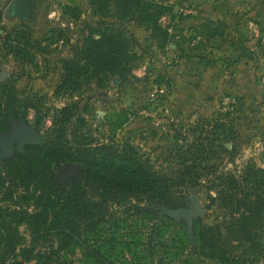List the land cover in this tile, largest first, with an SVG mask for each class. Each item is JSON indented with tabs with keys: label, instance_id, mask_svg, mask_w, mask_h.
<instances>
[{
	"label": "rangeland",
	"instance_id": "obj_1",
	"mask_svg": "<svg viewBox=\"0 0 264 264\" xmlns=\"http://www.w3.org/2000/svg\"><path fill=\"white\" fill-rule=\"evenodd\" d=\"M13 1L0 0V67L8 70L22 114L0 136L11 137L22 123L35 127L41 139L56 134L62 108L71 105L75 114L65 135L72 144L133 149L160 172L179 171L184 159L191 167L195 158L198 165L188 184L200 192L188 194L179 207L160 210L156 219L130 211L113 215L116 209L111 208L104 223L109 242L102 249L108 251V263L86 255L81 247L65 250L60 228H52L40 245L31 244L28 223L8 218L0 234L17 246L14 251L2 246L0 263L35 264L32 253L40 250L46 264H150L151 259L224 264L202 253L198 231L230 218L229 207L209 197L224 187L222 177L253 172L254 178L240 181L241 189L252 193V201L257 195L264 200V0H139L157 6L156 28L142 8L130 11L120 0H37L26 21L10 17ZM117 30L132 55L127 78L110 76L97 86L94 78L82 77L74 91L68 88L65 62L77 59L88 38ZM136 78L141 80L129 81ZM229 79L245 80V86L230 89ZM4 150L0 143V155ZM23 150L15 144L12 154L0 158V168ZM68 163L56 167L60 184L78 173L79 165ZM195 198L203 210H195ZM259 216L255 226L262 246L237 247L238 260L231 264H264V210ZM148 233L159 244L153 258L134 240L146 239Z\"/></svg>",
	"mask_w": 264,
	"mask_h": 264
},
{
	"label": "trees",
	"instance_id": "obj_2",
	"mask_svg": "<svg viewBox=\"0 0 264 264\" xmlns=\"http://www.w3.org/2000/svg\"><path fill=\"white\" fill-rule=\"evenodd\" d=\"M120 1L126 2L130 11L142 8L144 18L154 19V22L160 13H155L157 6L154 4L143 5L139 0ZM150 6L156 9L150 11ZM153 25L156 28L157 22ZM99 34L100 38L90 37L84 41L76 60L65 62L63 80L72 91L81 84L82 77L84 80L94 78L97 86L104 84L110 76L121 81L127 78L130 71L127 63L132 55L124 34L120 30ZM20 101L9 79L1 84L0 132L22 114ZM73 108L71 105L62 108L57 118L58 126L54 129L56 134L45 136L40 143L27 144L23 151L5 159L0 168V202H5V205L0 203V229L9 224L8 218L17 224L28 223L32 230L30 243L40 245L52 228H60L57 231L65 250L81 247L86 255L108 263L105 259L108 251L102 252V249L109 242L104 223L106 216L113 213L111 208L116 209L113 215L130 211L156 219L160 210L179 207L188 194L200 192L188 184L190 172L195 171L193 166L198 163L194 158L193 166H186L184 159L179 171L160 172L133 149L119 152L118 147L110 143L94 147L84 141L72 144L65 135V125L75 114ZM68 162L79 165L78 173L60 184L55 177L56 167ZM252 177L254 174L250 171L242 178L222 177L224 187L219 189L218 196L209 195L213 202L219 201L221 207L230 210V218L224 216V225H202L198 231L202 253L210 258L218 257L220 263L237 262V247L256 249L262 246L255 222L260 220L258 217L262 219L259 215L264 210V200L257 195L252 201V193L241 189L240 185L241 180L248 181ZM205 193L210 194V189ZM239 211H242L241 215L236 216ZM145 238L134 240L153 258L159 244L152 233ZM235 241L237 245L233 247ZM13 242L11 237L0 234V250L4 246L14 251L17 244ZM207 246L209 251L203 248ZM33 254V257L37 256L35 264H46L40 250L37 255ZM151 260L150 264H163L162 260L158 263Z\"/></svg>",
	"mask_w": 264,
	"mask_h": 264
},
{
	"label": "water",
	"instance_id": "obj_3",
	"mask_svg": "<svg viewBox=\"0 0 264 264\" xmlns=\"http://www.w3.org/2000/svg\"><path fill=\"white\" fill-rule=\"evenodd\" d=\"M37 0H14L10 7L9 11L14 16L21 17L22 20H26L35 9ZM7 75V70L5 67L2 68V76L5 77ZM141 78L136 79H130L129 81H139ZM41 142V134L35 127H29L26 124L22 123L19 127H15V130L11 137H3L0 136V143L4 144L5 150L0 155V158L6 157L13 152V147L15 144H18L19 149L23 150L25 144H37ZM68 166H74V163H68ZM195 205H196V211L199 209L203 210L202 205L200 204V201L195 198ZM183 209H180L178 211H172L174 213H179ZM187 214L194 213L190 211H185Z\"/></svg>",
	"mask_w": 264,
	"mask_h": 264
},
{
	"label": "flooded vegetation",
	"instance_id": "obj_4",
	"mask_svg": "<svg viewBox=\"0 0 264 264\" xmlns=\"http://www.w3.org/2000/svg\"><path fill=\"white\" fill-rule=\"evenodd\" d=\"M9 15H10V17H12V18H18V19H21V17H19V16H14L12 13H11V11H9ZM31 17V15L26 19V20H28L29 18ZM25 20V21H26ZM2 68H3V66L2 67H0V88H1V84L2 83H4L7 79H8V77H9V74H8V70H7V68H6V70H7V75L5 76V77H3L2 76ZM42 138V137H41ZM42 140V139H41ZM27 144H25L24 145V147L26 146ZM17 151H15L14 153H13V155L16 153ZM12 155V156H13ZM5 161V160H4ZM3 161V162H4Z\"/></svg>",
	"mask_w": 264,
	"mask_h": 264
},
{
	"label": "crops",
	"instance_id": "obj_5",
	"mask_svg": "<svg viewBox=\"0 0 264 264\" xmlns=\"http://www.w3.org/2000/svg\"><path fill=\"white\" fill-rule=\"evenodd\" d=\"M253 69V71H256V67H252L251 69H250V71ZM239 70H237V72H238ZM236 72V73H237ZM239 75V74H238ZM244 81L245 80H243V82H240V80H236V81H231L230 79L228 80V87L230 88V89H234L235 88V86H238L240 83H244ZM248 81L246 80V83H247ZM240 86V85H239ZM238 86V87H239ZM244 86H245V83H244Z\"/></svg>",
	"mask_w": 264,
	"mask_h": 264
}]
</instances>
